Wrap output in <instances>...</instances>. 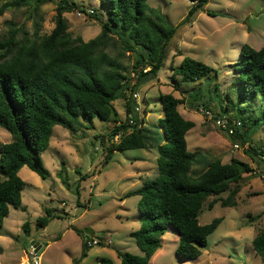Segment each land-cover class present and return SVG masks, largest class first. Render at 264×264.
I'll return each mask as SVG.
<instances>
[{
  "label": "trees",
  "instance_id": "obj_1",
  "mask_svg": "<svg viewBox=\"0 0 264 264\" xmlns=\"http://www.w3.org/2000/svg\"><path fill=\"white\" fill-rule=\"evenodd\" d=\"M147 1L101 0L108 19L102 21L101 33L88 42L68 32L64 14L80 9L68 0H60L51 34L40 36L36 31L34 38H19L20 29L12 25L9 35L0 39V127L12 135L10 142L0 143V228L11 208L26 211L22 200L26 183L19 176L20 171L28 167L47 179L50 173L42 155L49 147L55 126L76 134L82 117L115 123L109 144L103 142L104 164L118 151L157 148L159 152L157 175L128 194L141 197V228L132 237L143 255L119 252L120 264H150L171 227L179 234L176 256L195 261L208 245L209 236L223 222V218H215L209 224L200 223L199 214L205 203L213 197L210 209L219 201L223 207L236 206L233 199L241 182L246 175L255 173L251 165L238 159L227 164L213 160L194 176L199 153L189 150L186 137L195 123L179 112L182 99L173 94L161 95L164 118L160 126L155 125L159 128L156 130L150 129L146 119L135 111L138 103L133 99L144 84L157 78L172 52L182 55L179 46L187 26L204 11L209 0H191L194 5L177 26L170 25ZM27 5L28 0L5 2L0 6V17L11 8ZM90 16L100 20L95 11ZM128 53L136 54L132 65L124 61ZM234 72L236 76L223 98L218 70L185 57L173 71V88L182 94L190 93L197 101L202 98L200 87L208 82L214 99L202 104V109L213 112L214 120L223 116L230 122L240 120L242 132L236 130L226 136L232 142L247 145L255 156H264V150L259 151L250 143L253 133L264 125V109L253 121L256 129L248 127L246 118L236 116L251 99L259 95L264 98V45L259 50L243 45ZM118 100L126 102L124 121L113 105ZM247 128L249 131H244ZM224 193L229 194L228 199L220 197ZM45 214L37 220L44 228L57 217L52 209H45ZM23 230L30 235V224L25 223ZM77 233L85 238L84 246L89 247L91 238L87 239L82 231ZM253 247L264 255V231L255 236ZM101 263L116 264L110 258H103Z\"/></svg>",
  "mask_w": 264,
  "mask_h": 264
},
{
  "label": "rangeland",
  "instance_id": "obj_2",
  "mask_svg": "<svg viewBox=\"0 0 264 264\" xmlns=\"http://www.w3.org/2000/svg\"><path fill=\"white\" fill-rule=\"evenodd\" d=\"M8 1L14 0H0V6ZM28 1L29 5L11 8L0 17V39L9 35L12 25L20 29L19 38H34L36 31L40 36L52 33L60 0ZM68 2L85 11L93 9L100 18L93 19L89 14L78 16L77 9L65 13L68 32L85 42L96 38L102 31V21L108 19L101 0ZM147 4L161 13L170 25L177 26L186 18L194 2L148 0ZM243 45L256 50L264 45V0H209L204 11L198 13L187 26L179 46L182 55L172 52L157 78L138 91V113L146 119V125L155 130L159 129L164 118L161 95L173 94L182 99L179 112L195 123L186 137L189 150L199 153L200 160L192 171L194 176L213 160L227 164L232 159H238L249 163L255 170L241 182L240 191L233 199L235 207H223L219 201L210 209L215 200L213 197L203 206L199 214L202 225L211 223L215 218H223V222L209 236L208 245L202 249V255L197 260H181L176 256L179 234L171 227L162 238V248L150 264H264V255H259L253 247L255 236L264 231V156H255L247 145L239 144L240 148H235L236 142L230 141L215 124L216 120L207 115V112L213 116L214 113L202 109V104L214 99V93H209L208 82L200 87L202 98L195 101L190 93L175 91L172 81L174 69L180 67L185 57H190L218 70L219 93L225 98L226 89L236 76L234 66L240 59ZM111 51L116 53L113 49ZM127 55L124 61L132 65L136 54ZM113 105L124 121L126 102L118 100ZM263 109L264 98L259 95L244 104L242 112L236 116L246 118L248 127L256 129L253 121ZM80 121L82 124L76 134L62 126H55L49 147L42 155L50 173L47 179L28 167L20 171L19 176L26 183L22 192L26 211L11 208L10 216L0 228V264L31 262L33 256L28 246L32 242L44 247L40 253L41 264H102L103 258L120 264L119 252L143 255L132 237V233L141 228V197L128 194L157 175L158 149L118 151L104 164V143L109 144V133L115 123L84 117ZM246 130L249 131L248 128ZM11 140L12 135L0 127V143ZM250 143L259 151L264 150V125L253 133ZM228 196L224 193L220 197L225 200ZM45 209H52L57 217L44 228L38 225L37 220L46 216ZM258 215L261 216L255 218ZM25 223L31 226L30 235L23 230ZM77 230L83 233L90 230L89 238H100L101 244L85 247V238ZM46 244L49 245L46 247Z\"/></svg>",
  "mask_w": 264,
  "mask_h": 264
},
{
  "label": "built area",
  "instance_id": "obj_3",
  "mask_svg": "<svg viewBox=\"0 0 264 264\" xmlns=\"http://www.w3.org/2000/svg\"><path fill=\"white\" fill-rule=\"evenodd\" d=\"M77 15L78 16H83V15H86V14H93L94 13V10L93 9H88L85 11V9L83 8H80V9H77ZM133 99L138 103V100H139V93H135L133 94ZM135 111L136 112H139L140 111V106H139V103H138V106L135 108ZM207 115L211 116V118H213V115L210 113V112H207ZM130 118H132V116H130ZM216 124L218 127H220L223 132H225L226 134H229V135H233L235 133L236 130H239L241 132L242 130V122L240 120H235L233 122H230L229 119L226 117V116H223V117H218L216 119ZM118 137H116V139L118 140ZM240 143H236L235 144V148H240ZM264 159V158H263ZM263 176H264V173H263ZM101 242H100V238H96V239H92L90 242H89V245L90 246H97V245H100ZM30 255L33 256V259L31 262H28V264H41V258H40V255H38L34 249L29 251Z\"/></svg>",
  "mask_w": 264,
  "mask_h": 264
},
{
  "label": "water",
  "instance_id": "obj_4",
  "mask_svg": "<svg viewBox=\"0 0 264 264\" xmlns=\"http://www.w3.org/2000/svg\"><path fill=\"white\" fill-rule=\"evenodd\" d=\"M91 231L90 230H86L85 231V234L87 236V239L89 238V235H90ZM38 254L40 255V253L43 251V246L40 245L39 243H36V242H32L29 246H28V250L31 251L33 250ZM28 264V263H27Z\"/></svg>",
  "mask_w": 264,
  "mask_h": 264
},
{
  "label": "crops",
  "instance_id": "obj_5",
  "mask_svg": "<svg viewBox=\"0 0 264 264\" xmlns=\"http://www.w3.org/2000/svg\"><path fill=\"white\" fill-rule=\"evenodd\" d=\"M10 213H11V211H10ZM9 216H10V215H9ZM9 216H8V217H9ZM8 217H7L6 219H8ZM6 219H5V220H6ZM4 224H5V223H4ZM84 235L86 236L85 232H84ZM48 245H49V244H46L45 246L47 247ZM43 249H44V247H43ZM24 263H26V264H27V263H28V261H25Z\"/></svg>",
  "mask_w": 264,
  "mask_h": 264
}]
</instances>
